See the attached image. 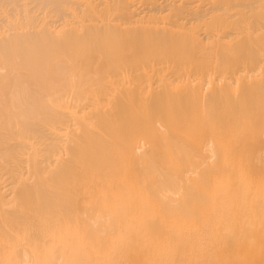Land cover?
<instances>
[{
	"label": "bare ground",
	"instance_id": "6f19581e",
	"mask_svg": "<svg viewBox=\"0 0 264 264\" xmlns=\"http://www.w3.org/2000/svg\"><path fill=\"white\" fill-rule=\"evenodd\" d=\"M79 251L264 264V0H0V264Z\"/></svg>",
	"mask_w": 264,
	"mask_h": 264
},
{
	"label": "rangeland",
	"instance_id": "374dc122",
	"mask_svg": "<svg viewBox=\"0 0 264 264\" xmlns=\"http://www.w3.org/2000/svg\"><path fill=\"white\" fill-rule=\"evenodd\" d=\"M64 261V260H63ZM72 261H77L78 264H81L82 262V254L80 253V251L78 253H76L75 255V260H72ZM1 264H4L3 262H1ZM64 264V262H63Z\"/></svg>",
	"mask_w": 264,
	"mask_h": 264
},
{
	"label": "snow or ice",
	"instance_id": "6c2138e0",
	"mask_svg": "<svg viewBox=\"0 0 264 264\" xmlns=\"http://www.w3.org/2000/svg\"><path fill=\"white\" fill-rule=\"evenodd\" d=\"M69 264H78L77 261H69Z\"/></svg>",
	"mask_w": 264,
	"mask_h": 264
}]
</instances>
